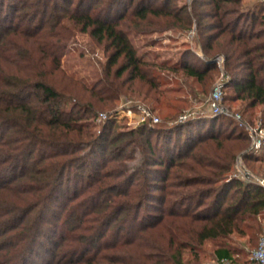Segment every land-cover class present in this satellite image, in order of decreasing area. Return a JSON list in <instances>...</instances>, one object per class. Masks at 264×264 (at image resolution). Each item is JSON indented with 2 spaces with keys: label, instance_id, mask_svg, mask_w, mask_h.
Returning a JSON list of instances; mask_svg holds the SVG:
<instances>
[{
  "label": "trees",
  "instance_id": "1",
  "mask_svg": "<svg viewBox=\"0 0 264 264\" xmlns=\"http://www.w3.org/2000/svg\"><path fill=\"white\" fill-rule=\"evenodd\" d=\"M145 2L0 0V264H36L45 238L55 247L53 264L97 263L106 249H134L112 264H182L184 249L210 240L218 243L215 259L234 264L222 241L264 212V187L231 172L236 156L249 158L252 150L245 152L250 138L228 116L199 115L127 132L114 131L107 119L100 132L92 129L96 103L109 104L125 83L147 84L155 90L152 100L161 93L153 63L137 52L122 20L134 32H149L154 18L164 16L182 28L194 20L206 56L202 65L183 61L172 69L203 83L205 93L214 58L223 54V102L261 105L264 118V0H194L193 8L210 9L191 13ZM22 7L40 17L17 20ZM62 18L109 50L103 76L80 84L84 97L46 80L49 67L59 68L60 53L43 41V29ZM65 180L74 183L70 192Z\"/></svg>",
  "mask_w": 264,
  "mask_h": 264
},
{
  "label": "rangeland",
  "instance_id": "2",
  "mask_svg": "<svg viewBox=\"0 0 264 264\" xmlns=\"http://www.w3.org/2000/svg\"><path fill=\"white\" fill-rule=\"evenodd\" d=\"M135 1L137 0H133V2ZM256 1L261 0H243V4H251ZM145 3L165 5L168 9H182L184 13H191L195 9L196 11L210 9L206 4H196L193 8L194 0H147ZM3 7L6 9V6ZM119 9L123 10L124 6L119 7ZM37 12L30 7H22L20 13L17 14V20L27 21L36 14V18L34 19L36 21L41 14H37ZM154 21L156 24L149 32H134L136 30L132 28L134 25L126 24L128 22L124 20H122V25L125 29L129 28L127 32H129L131 42L137 52L144 59L153 63L151 71L157 83V90H160L161 93L158 94L155 100H152L151 97L156 95L154 93L155 90L151 89L147 84L137 80L133 83H125L120 89L118 96L110 101L109 104L101 106V104L96 103V116L93 121L94 126H92L95 132H100L107 119L114 121V131L127 132L143 124L150 125L148 122L142 123L139 121L140 107H145L152 115L158 117L159 121L150 126H156L164 122H177L181 114L211 116L206 100L216 82L220 80L224 84L225 81H228V77L224 75L223 54H216L214 58L216 67L211 71L212 78L207 84V92L203 93V83H199L194 77L184 74L179 68L172 69L174 66L179 67L180 62L183 61L202 65L203 59L206 58L205 51L201 45V37L199 36L194 20L191 26L187 28L180 27L173 18L165 16L154 18ZM206 21L204 20V22ZM43 32V35H45L43 41L48 42L56 49L58 54L60 53L59 68L50 71L51 68L49 67V72L46 75L47 82L57 89L67 92L73 91L72 94L78 97H84L85 92L81 85L90 86L103 76L105 61L109 55V50H105L102 43L96 42L87 32L81 31L78 25H75L73 21L67 20L66 18L59 19L52 28L43 29ZM17 40L19 44L25 47H30L32 43L29 39L17 38ZM21 52L20 49L18 53L20 54ZM191 53H195L198 58H192L190 56ZM39 55L41 56V54ZM217 58L219 59L218 61H216ZM4 65V70L8 71L10 64ZM226 91L229 92L228 90ZM146 92L148 96H144ZM223 104L232 112L237 113L244 123H248L253 127L259 126L264 129L261 105L246 108L244 107L245 103L241 100L230 98L223 102ZM101 113H105L107 115L106 118L101 117ZM169 117L173 118L168 120L167 118ZM223 121L225 123L229 122L228 119ZM235 122L238 123L237 121ZM242 127L244 128V126ZM133 146L129 147L128 153H131ZM249 151L250 149L248 147L245 152ZM243 153H239L236 156L233 170H231L232 174L243 179H246L245 175H248L249 179L254 182L258 181V179L264 180V148L259 151H251L248 156L249 158L246 159ZM133 157H138V152L133 154ZM135 161L130 160L128 162L135 163ZM73 185L74 183L72 181L69 183L66 181L64 184V186L70 187L69 192L72 190ZM63 190H66V187ZM242 224L243 233L234 232L230 235L228 241L224 240L222 243H225L233 251L235 258L234 264H254L249 260V256L256 247L261 233L264 232V212L257 216V219L254 221H245ZM111 227L108 229H111ZM52 235L53 239H57L58 234L57 236ZM155 237L159 236L155 235ZM47 243V239L45 238L43 243L37 247L38 250L34 255L36 264H53L54 253H56L54 250L55 247ZM217 245V241L210 240L205 241L202 245L192 246L191 249L187 247L182 251V264H220V260L217 261L213 254ZM131 250L134 252V249H128L124 254L119 251L117 253L114 249L102 250L105 253L103 255L104 258L95 261L97 263H93L87 258L86 264H112V260H116L118 257L125 258V256H128L126 253ZM114 252L116 253L112 255ZM122 255L124 256L122 257ZM87 256L91 259L93 254L89 253ZM225 264L232 263L226 261Z\"/></svg>",
  "mask_w": 264,
  "mask_h": 264
},
{
  "label": "built area",
  "instance_id": "3",
  "mask_svg": "<svg viewBox=\"0 0 264 264\" xmlns=\"http://www.w3.org/2000/svg\"><path fill=\"white\" fill-rule=\"evenodd\" d=\"M219 59L217 58L216 61ZM222 81H218L215 83L212 91L210 92L206 102L208 106V110L211 113V116L215 115H224L228 116L230 118H233V120L237 121L240 125L244 126L249 138H250V146L249 149L252 151H259L264 147V129L259 126L253 127L252 125L248 123H244L239 115L235 112H232L227 108L223 102H222ZM103 118H106L105 113H101L100 115ZM192 116L191 114H181L177 122L185 121ZM139 121L140 122H148L150 125H153L154 123H157L159 121L158 117L152 115V113L146 109L145 107L139 108ZM245 178L249 179L248 175H245ZM260 185L264 186V180L258 179L256 181ZM249 260L256 263V264H264V232L261 233L256 247L252 250L249 256ZM225 259H220V264H225Z\"/></svg>",
  "mask_w": 264,
  "mask_h": 264
}]
</instances>
